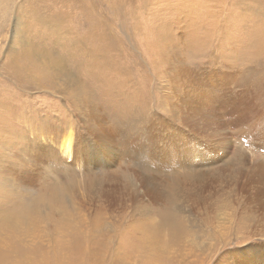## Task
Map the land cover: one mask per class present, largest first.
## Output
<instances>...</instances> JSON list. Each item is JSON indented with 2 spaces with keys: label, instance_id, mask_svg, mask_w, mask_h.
Returning a JSON list of instances; mask_svg holds the SVG:
<instances>
[{
  "label": "rangeland",
  "instance_id": "rangeland-1",
  "mask_svg": "<svg viewBox=\"0 0 264 264\" xmlns=\"http://www.w3.org/2000/svg\"><path fill=\"white\" fill-rule=\"evenodd\" d=\"M263 203L264 0H0V264H263Z\"/></svg>",
  "mask_w": 264,
  "mask_h": 264
},
{
  "label": "bare ground",
  "instance_id": "bare-ground-1",
  "mask_svg": "<svg viewBox=\"0 0 264 264\" xmlns=\"http://www.w3.org/2000/svg\"><path fill=\"white\" fill-rule=\"evenodd\" d=\"M207 13V12H206ZM204 14V13H203ZM202 14V15H203ZM205 15V14H204ZM208 15V14H207ZM208 17H210V16H208ZM207 18V17H206ZM202 20V19H201ZM200 21V20H199ZM204 21V20H203ZM201 23H202V21H201ZM207 24V23H206ZM164 27V29H166V26H163ZM198 28V27H197ZM194 32H195V30H194ZM205 39V38H204ZM208 39V38H207ZM191 42H193L195 45V48L196 47H199V46H201V45H203V44H206L205 42V40H202V38H201V36H199L198 34H196V32L195 33H193V37H191ZM196 41L198 42V43H196ZM208 42V41H207ZM193 46V47H194ZM73 143L74 142H72V137H71V133H67V134H65V140H63V141H61L60 142V144H59V148H61V152L63 153V155H65V157L66 156H68V157H74V155H75V148L73 147ZM255 212H263L264 213V203L262 204V205H259V206H255ZM168 217V216H167ZM166 217V218H167ZM259 249L262 251H264V249H262L261 248V246L259 247ZM249 250H251L252 251V248L251 247H249L247 250H241V249H234V251H236L237 252V259L240 257V258H242V256H243V254H246L245 252L246 251H249ZM255 250H257V248L255 249ZM233 251V252H234ZM250 252V251H249ZM255 253V252H254ZM246 255H248L249 257H251V258H253V256L252 255H255V254H253V253H250V254H246ZM264 256V255H263ZM255 257V256H254ZM261 261H262V263L264 264V257L263 258H261ZM225 264V263H224ZM245 264H246V262H245Z\"/></svg>",
  "mask_w": 264,
  "mask_h": 264
}]
</instances>
